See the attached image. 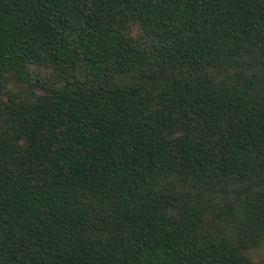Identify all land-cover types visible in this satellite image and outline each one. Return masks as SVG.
<instances>
[{"label": "trees", "instance_id": "1", "mask_svg": "<svg viewBox=\"0 0 264 264\" xmlns=\"http://www.w3.org/2000/svg\"><path fill=\"white\" fill-rule=\"evenodd\" d=\"M264 0H0V264H261Z\"/></svg>", "mask_w": 264, "mask_h": 264}, {"label": "rangeland", "instance_id": "2", "mask_svg": "<svg viewBox=\"0 0 264 264\" xmlns=\"http://www.w3.org/2000/svg\"><path fill=\"white\" fill-rule=\"evenodd\" d=\"M256 260H259L261 264H264V245L255 254Z\"/></svg>", "mask_w": 264, "mask_h": 264}]
</instances>
